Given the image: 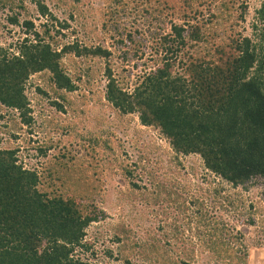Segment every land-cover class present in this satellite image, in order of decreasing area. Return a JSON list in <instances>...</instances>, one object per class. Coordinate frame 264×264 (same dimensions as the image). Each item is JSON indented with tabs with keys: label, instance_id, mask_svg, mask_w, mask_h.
<instances>
[{
	"label": "trees",
	"instance_id": "trees-1",
	"mask_svg": "<svg viewBox=\"0 0 264 264\" xmlns=\"http://www.w3.org/2000/svg\"><path fill=\"white\" fill-rule=\"evenodd\" d=\"M31 1L44 19L40 30L34 20H20L19 11H10L8 22L23 35L14 44H0V105L16 110L24 124L32 119L25 94L32 74L46 71L54 92L72 91L76 86L62 58L73 54L106 59L109 54L76 38L59 41L55 35H64L67 22L53 16L42 0ZM141 1L146 12L167 18L169 29L149 31L142 40L130 39L136 51L146 40L154 55L151 68L131 88L121 85L105 66L107 102L157 129L176 154H198L206 169L233 188L264 179V0L254 10L253 37L238 28L247 13L244 1ZM109 2L115 5L121 0ZM0 3L11 10L24 9L13 0ZM105 25L102 21V28ZM49 147L37 149L44 154ZM17 151L0 148V264H91L75 257L74 250L87 247L86 227L104 217L94 199L101 193L103 170L92 162V155L91 161L87 159L88 152L78 158L61 149L37 171L18 163ZM123 168L137 186L133 169ZM220 190L214 188L212 200L232 204ZM191 202L200 212L202 200ZM204 216L198 222L208 228L212 256L224 264H243L245 254L231 242L241 232L231 234L223 222ZM159 248L151 246L154 259L175 264L167 262Z\"/></svg>",
	"mask_w": 264,
	"mask_h": 264
},
{
	"label": "rangeland",
	"instance_id": "rangeland-1",
	"mask_svg": "<svg viewBox=\"0 0 264 264\" xmlns=\"http://www.w3.org/2000/svg\"><path fill=\"white\" fill-rule=\"evenodd\" d=\"M13 1L24 9L11 10L0 3L1 45L14 44L23 35L8 22L11 12L19 11L20 20H34L36 30L44 21L31 0ZM42 1L53 16L69 25L62 29L64 35L56 33L59 41L76 38L109 51L106 59L73 54L62 58L76 86L72 91L54 92L46 71L32 74L25 84L29 124L16 110L0 105V148H17V162L25 168L38 171L58 150L67 149L78 158L88 152L87 159L92 155V162L103 170L101 193L94 199L104 217L86 227L87 247H76L74 256L91 264H162L151 251L157 244L169 263L224 264L209 251L208 228L198 222L205 215L208 221L220 220L230 227L231 234L241 232L231 242L245 254L243 264H264V179L257 177L246 188H233L206 169L198 154H176L157 129L141 124L135 113L118 112L105 98V66L121 85L131 88L151 68L154 55L146 40L136 51L130 39L168 30L167 18L146 12L141 0L115 5L109 0ZM240 1L247 13L238 28L253 37L251 23L261 0ZM49 144L46 153L38 151ZM124 165L133 169L137 186L125 175ZM214 188L229 196L232 204L215 203ZM194 198L202 200L200 212L191 202Z\"/></svg>",
	"mask_w": 264,
	"mask_h": 264
}]
</instances>
